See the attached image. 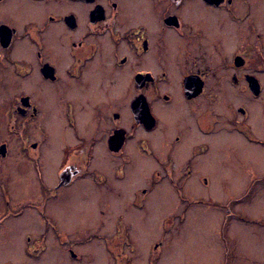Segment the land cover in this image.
Instances as JSON below:
<instances>
[{"label": "flooded vegetation", "instance_id": "flooded-vegetation-1", "mask_svg": "<svg viewBox=\"0 0 264 264\" xmlns=\"http://www.w3.org/2000/svg\"><path fill=\"white\" fill-rule=\"evenodd\" d=\"M261 6L262 0H0V96L17 89L0 102V120L6 116L0 223L32 208L41 237L55 245L84 243L69 240L72 228L65 229L61 209L77 200L80 206L107 202L102 189L115 193L121 172L114 168L119 158L123 165L133 156L134 141L161 165L148 185L134 190L142 200L160 179L179 199L194 176L202 186L210 183L195 170L213 157L214 146L222 148L216 137L224 132L264 146L252 123L262 128L263 110L255 106L263 91ZM232 90L247 94L248 102L223 103ZM191 138L199 140L188 145ZM102 146L115 164L110 171L96 165ZM249 164L253 174L258 162ZM257 183L252 176L246 193ZM116 219L112 236L122 237Z\"/></svg>", "mask_w": 264, "mask_h": 264}, {"label": "rangeland", "instance_id": "rangeland-1", "mask_svg": "<svg viewBox=\"0 0 264 264\" xmlns=\"http://www.w3.org/2000/svg\"><path fill=\"white\" fill-rule=\"evenodd\" d=\"M259 22L264 31V0ZM262 70V102L255 104L257 110L259 107L263 110L262 128L253 119L252 123L264 140V62ZM16 91V88L10 89L8 94L0 96V102L5 103L3 101L10 97V93ZM220 99L218 97L217 105ZM248 100L244 92L232 90L229 95H224L223 103L244 106ZM1 119L0 136L4 134L6 116L1 115ZM216 138H222L223 144L222 140L219 143L222 148L214 146L213 157L202 159L197 165L199 169L195 170L197 177L207 173L210 183L202 186L194 176L190 181L194 186L189 190V186L185 185L182 190L185 199H179L176 192L160 179L153 186L156 189L154 193L142 200L140 191L134 194V190L148 185L150 174L161 166L160 159L142 154L134 141V157L128 155L129 160L123 165V159L119 158L115 166L102 146L96 165L109 171L115 166L114 169L121 172L115 193L108 190L110 187H104L102 192L106 193L107 202L92 205L91 201L80 206L77 200V206L69 205L61 209H65L62 213L65 229L72 228L68 237L73 239L69 240H83L84 243L71 246L60 241L55 245L51 238L41 237L39 212L30 208L21 218L11 216L0 223V263L264 264V146L247 143L235 133L224 132ZM191 139L188 145L199 140ZM154 150L159 155V139ZM141 159L145 162L143 169H140ZM251 159L258 162L253 174L249 169L254 166L249 164ZM183 160L178 158L177 164ZM50 173L45 172L48 181ZM252 176L258 183L248 194L243 186L251 182ZM221 182L230 184L225 187ZM38 197L37 194L31 196L32 199ZM105 197L102 196L103 199ZM15 198L18 203V196ZM140 203L144 208L141 209ZM15 208L18 209V205ZM29 214L33 217L30 218ZM117 215L120 220L118 229L124 230L120 234L122 237L112 236ZM10 219L13 220L9 222ZM83 226L89 227L88 231L79 228ZM125 226L128 229L131 227L130 231ZM76 227L79 231L74 229ZM154 243L158 245L153 249ZM72 253H76L78 258L73 259Z\"/></svg>", "mask_w": 264, "mask_h": 264}, {"label": "water", "instance_id": "water-1", "mask_svg": "<svg viewBox=\"0 0 264 264\" xmlns=\"http://www.w3.org/2000/svg\"><path fill=\"white\" fill-rule=\"evenodd\" d=\"M248 80H249V86H250V88H251L252 93H253V94H258V93H259V85H258V83L256 82V79H255L253 76H248ZM134 114H135L136 116H137V114H138V117H136V119H139V120H141V121L144 120V115H143L144 113H143L142 110H140L139 113H138V111H137V109H136V111H135Z\"/></svg>", "mask_w": 264, "mask_h": 264}, {"label": "bare ground", "instance_id": "bare-ground-1", "mask_svg": "<svg viewBox=\"0 0 264 264\" xmlns=\"http://www.w3.org/2000/svg\"><path fill=\"white\" fill-rule=\"evenodd\" d=\"M256 119V118H255ZM2 121V119L0 120V122ZM54 122L56 123V119L54 120ZM263 156H264V153H263ZM53 157H54V153L53 151L50 152V159H49V163L52 164V161H53ZM145 167V162L144 160L141 159L140 161V169H143ZM138 175V174H137ZM155 206V205H154ZM29 217L32 218V214H29Z\"/></svg>", "mask_w": 264, "mask_h": 264}]
</instances>
